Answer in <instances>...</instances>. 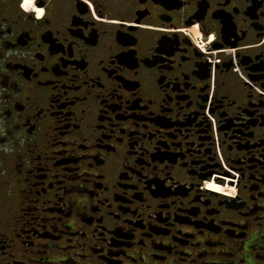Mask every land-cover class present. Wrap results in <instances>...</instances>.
Masks as SVG:
<instances>
[{"label":"flooded vegetation","instance_id":"af4514ba","mask_svg":"<svg viewBox=\"0 0 264 264\" xmlns=\"http://www.w3.org/2000/svg\"><path fill=\"white\" fill-rule=\"evenodd\" d=\"M0 264H264V0H0Z\"/></svg>","mask_w":264,"mask_h":264}]
</instances>
